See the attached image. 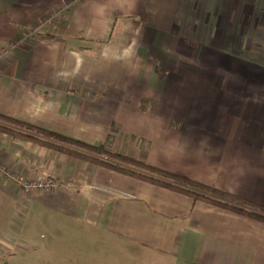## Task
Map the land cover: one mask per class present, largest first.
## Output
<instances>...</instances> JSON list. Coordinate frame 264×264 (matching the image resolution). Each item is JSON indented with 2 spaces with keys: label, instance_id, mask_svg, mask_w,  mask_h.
Instances as JSON below:
<instances>
[{
  "label": "crops",
  "instance_id": "1",
  "mask_svg": "<svg viewBox=\"0 0 264 264\" xmlns=\"http://www.w3.org/2000/svg\"><path fill=\"white\" fill-rule=\"evenodd\" d=\"M2 48L1 114L264 205V0H0ZM0 162L58 183L0 178L9 264L79 232L80 264H264L263 221L4 133Z\"/></svg>",
  "mask_w": 264,
  "mask_h": 264
},
{
  "label": "trees",
  "instance_id": "2",
  "mask_svg": "<svg viewBox=\"0 0 264 264\" xmlns=\"http://www.w3.org/2000/svg\"><path fill=\"white\" fill-rule=\"evenodd\" d=\"M0 133H4L13 139L31 142L73 156L79 160H85L95 165L130 175L157 186L184 193L194 199L222 206L236 213L264 222V205L220 190L213 185L203 184L179 174L151 166L141 160L107 148L106 143L88 144L1 113ZM5 264L8 263L6 262Z\"/></svg>",
  "mask_w": 264,
  "mask_h": 264
},
{
  "label": "rangeland",
  "instance_id": "3",
  "mask_svg": "<svg viewBox=\"0 0 264 264\" xmlns=\"http://www.w3.org/2000/svg\"><path fill=\"white\" fill-rule=\"evenodd\" d=\"M56 12H54V14L51 17L49 15V16H47L45 18L44 24H45V26L47 24V27L44 28V29L46 30V32L52 31L53 30L52 27L54 25H57L56 22L55 23L52 22L54 20H58L59 19V17L56 16ZM31 31H32L31 28L27 29V31L25 32V38H28V37H30L31 34H33V32H31ZM2 50H3V48L0 50V53L1 54L5 53L6 50L4 52ZM7 53H9V51ZM118 130L119 129L117 127L113 126V129H112L113 133L117 134ZM108 145H109V142H108V144H106L107 148H108ZM45 148H47V147H45ZM50 150L52 152L55 151V150H52V149H50ZM42 178L49 179L50 181L55 182V184L53 183L54 186L52 188H48L45 191H51L58 185V183H57V181L55 180L54 177L42 176ZM203 184H205V183H203ZM207 185H209V184H207ZM246 200H248V199H246ZM249 201H252V200H249ZM253 202H255V201H253ZM255 203H257V202H255ZM261 205H263V204H261ZM216 206H218V205H216ZM219 207H222V206H219ZM222 208H225V207H222ZM80 233L81 232L76 234L77 238L73 237L72 240H68L67 242L66 241L64 242L65 238H62V237L58 236V234H56L57 237L54 238V237H48V236L44 235V233H43L42 241L46 240L47 243H49L50 245H52V246L55 245L54 246L55 248L53 249V248L49 247V250L45 251V252H42V254H30V253H32V252H30L29 254L19 255V258H15V261H18V263H16V264H80V262H81L80 259L81 258H77L75 255H72V253H71L72 252V248L70 246V245L73 244V245H78L81 248L82 247L83 248H88V249L90 248L89 239L87 237L82 236V234H80ZM54 241H55V244L53 243ZM96 248L97 249H101V246H96ZM79 254H89V250L86 253H79ZM110 254H122V252L120 250H113V251L110 252ZM66 257L69 258V259L66 260ZM6 259L13 263V261L11 259H8V258H6ZM6 259H5V256H0V263H4L5 264L6 263ZM86 261H88V260H86ZM12 263H10V264H12Z\"/></svg>",
  "mask_w": 264,
  "mask_h": 264
},
{
  "label": "built area",
  "instance_id": "4",
  "mask_svg": "<svg viewBox=\"0 0 264 264\" xmlns=\"http://www.w3.org/2000/svg\"><path fill=\"white\" fill-rule=\"evenodd\" d=\"M56 16H60L59 12H56ZM53 23H59L58 20L52 21ZM6 48H3V52ZM0 178L9 182L21 186L24 190L30 189H41L47 190L48 188H52L55 182L50 181L49 179H44L42 177L38 178H30L25 176L22 173H17L12 169H9L4 163L0 162ZM54 183V184H53Z\"/></svg>",
  "mask_w": 264,
  "mask_h": 264
}]
</instances>
